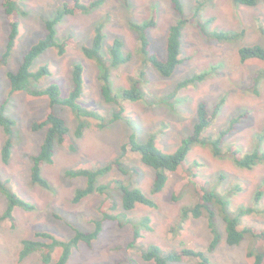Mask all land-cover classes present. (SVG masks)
<instances>
[{
    "label": "rangeland",
    "instance_id": "rangeland-1",
    "mask_svg": "<svg viewBox=\"0 0 264 264\" xmlns=\"http://www.w3.org/2000/svg\"><path fill=\"white\" fill-rule=\"evenodd\" d=\"M71 1L22 0L20 33L7 64H0V105L6 104L7 113L17 121L18 129L11 160L5 163L1 154L5 134L0 127V174L10 180L21 197L37 206L33 211L17 207L15 227L0 221V264H39V252L25 259L20 258L24 239L35 238L37 231H48L65 240L74 236L76 228L91 231L94 229V219L102 216L100 207L104 200L108 207L117 205L116 209L111 210L112 213H121L124 210L121 187L116 188V181H120V186L141 187L156 200L157 207L139 204L134 210L127 211L129 217L138 220L150 216L151 229L143 230L136 246L130 247L134 237L132 224L121 226L117 219L107 220L99 238L92 245L82 241L74 248L67 264H155L154 261H145L138 252L152 244L165 251L183 247L204 250L214 264H254L255 257L247 252H264L263 241L247 237L240 244H228L225 238L226 223L218 216L224 239L217 249L209 252L213 233L208 217H190L184 221L180 217L185 206L197 202L195 189L200 184L228 197L233 212L239 213L241 208L248 206L255 208L254 213L243 217L241 228L249 225L264 228V194L259 201L256 198L258 191L264 188V164L258 163L252 169L240 167L231 152L233 148L241 153L254 150L264 152V78L256 86L259 71L264 70V61L252 58L242 62L239 56L242 46L260 44L264 47V2L247 6L234 0H202V16L211 20L209 29L246 31V34L235 41L222 42L205 36L195 22H189L184 30L181 52L186 61L170 77L163 76L145 61L146 56L137 50V34L130 23H142L155 16L157 25L149 30L151 50L163 59L167 58L168 31L179 18L171 0H105L102 6L90 13L66 16L57 25V39L63 41L73 36L77 46L71 47L64 55L59 54L56 48L42 53L32 69L48 65L52 72L38 85L45 87L57 83L67 94L72 85L74 66L79 62L85 66L84 93L80 102L109 118L120 107L124 109L120 119L103 128L90 120V127L78 138L75 135L77 115L72 109L61 105L51 107L47 97H35L26 91L12 92L8 77V72L17 71L26 53L45 36V21L53 18L63 4ZM182 1L185 16L192 17L200 0ZM101 22H105L106 29L102 50L104 56L111 59V47L116 38L122 39L124 51L132 54L129 62L113 71L114 91L119 93L124 88L138 87L143 91L139 101L107 103L101 95L100 67L84 57L81 49L84 45L92 44ZM9 32L3 0H0V57L6 50ZM201 73L207 74L204 80L178 88L183 80ZM203 101L212 113L220 105L206 135L219 133L230 126L233 118L242 116L237 128L223 143L224 154L216 155L211 143L194 145L185 163L171 173L165 188L154 193L155 170L144 164L130 147H124L132 135H136L140 142L153 135L162 152L174 153L193 132L197 111ZM51 109L66 118L76 150L64 145L57 146L54 163L44 167L50 188H43L32 183L31 166L32 156L39 151L47 130H33V123ZM121 158L131 171L125 172L115 166L102 179L103 182L115 180L111 185L113 189H110L111 196H114L112 199L93 194L81 202L74 201L76 190L85 186L86 180L67 176V169H97ZM197 169L198 177L194 178L192 175ZM7 203L6 196L0 192V216L6 210ZM61 251V248L56 249L51 264H56ZM172 264H197V261L190 258Z\"/></svg>",
    "mask_w": 264,
    "mask_h": 264
},
{
    "label": "trees",
    "instance_id": "trees-1",
    "mask_svg": "<svg viewBox=\"0 0 264 264\" xmlns=\"http://www.w3.org/2000/svg\"><path fill=\"white\" fill-rule=\"evenodd\" d=\"M22 0H3V7L8 19L10 32L8 35V43L4 54L0 57V64H7L12 50L15 46L17 37L20 33L21 14L23 11L20 8ZM238 4L247 6H257L264 0H234ZM105 3V0H91L84 2L82 0H72L63 4L56 12L53 18L45 21L46 34L31 49L26 53L22 64L17 71H9L8 77L11 82L12 92L26 91L35 97H47L51 107L61 105L72 109L77 115V126L75 135L82 137L88 127L90 120L96 122L99 128H103L110 123H113L121 118L124 109L120 107L118 111L113 113V116L106 117L102 113L84 106L80 99L84 93V72L85 66L82 63H77L74 66L72 73V85L67 94H64L62 87L57 83H51L45 87H40L38 83L45 76L51 74V69L48 65H42L39 69L33 70L32 66L36 59L50 48H56L58 53L64 55L71 47L77 46V42L73 36H69L63 41L57 39V25L68 15H76L78 13H90L95 8H99ZM172 7L178 19L174 22L168 31L167 41V58L163 59L158 53L151 50V39L149 30L157 25V18L153 16L149 21L142 23L131 22V28L136 32L138 38L139 52L146 56L145 61L152 64L165 77L172 76L178 66L186 61L181 56L183 47L184 30L189 22H195L201 33L207 37L222 41L231 42L242 38L246 31L234 32L226 30H211L209 24L211 20H206L202 16L204 11V2L198 1L197 9L194 15L190 18L185 16L184 3L182 0H171ZM106 37L105 22H101L96 28V34L91 45L81 47L84 57L94 61L100 67V92L103 99L107 103H117L122 101L132 100L139 101L143 97V91L138 87L124 88L119 93L114 91L113 71L121 64L130 61L132 54L124 51V42L120 38H116L111 47V59L104 56L103 41ZM239 56L242 62H246L252 58H258L264 61V47L260 44L246 45L239 48ZM207 77L206 73L194 75L186 80H183L178 85V88H183L192 83L202 81ZM264 78V70L259 71L256 78V86ZM264 80V79H263ZM219 106L215 107L214 112H210L205 101L201 102L197 111L198 117L194 125L193 132L183 140L182 145L174 153H164L156 145V137L151 136L148 140L140 142L136 135H132L125 149L131 150L140 156L141 161L155 170V180L153 183V192H161L171 173L176 172L186 161V158L192 147L196 144H212L214 153L221 156L224 154L223 143L228 135H230L240 123L242 116L233 118L228 128L221 130L217 134L206 135L207 130L214 123ZM0 127L5 134V141L1 148L2 159L5 163H9L13 154L15 139L18 137L17 121L7 113L6 104L0 105ZM46 129V136L42 142L37 154L32 156L31 166V181L34 185L43 188H50V182L44 174V167L47 164H52L55 161L56 149L58 145H64L72 150H76V144L72 137L71 127L66 118L55 110L51 109L42 118L33 123V130ZM233 158L240 167L254 168L258 163L264 164V152L254 150L253 152L241 153L239 149L231 150ZM121 159H117L110 164L99 167L97 169H67L66 175L72 178L83 177L86 180V185L80 187L75 193V202H81L86 197L93 194L106 195L107 199H112L111 187L115 181L103 182L102 179L111 172L114 167H119L125 172H130L131 168L126 167ZM198 169L194 171L192 177H198ZM116 188L121 187V199L123 211L114 214L111 210L116 209V204L108 207L105 200L102 202L100 211L102 216L94 219V229L85 231L76 228L74 236L70 239H59L54 234L48 231H37L35 238H26L22 242L20 250V258L25 259L33 253L39 252L41 259L39 264H51L54 259V253L57 248H61V254L56 261V264H67L75 247L82 241L89 245L98 239L107 220H119L121 226L132 224L133 240L130 242V247H135L138 240L142 237V232L145 229H151V217L146 216L140 220L134 219L127 215V211L134 210L139 204L150 207H157L155 199L146 194L141 187L132 186L131 188L116 181ZM0 192H2L7 200V207L0 216V221L10 223L12 226H17L16 208L20 207L27 211H33L37 208L35 203L29 202L21 197L18 192L10 184L9 179H5L0 174ZM195 194L198 200L191 206H185L182 209L181 221L186 218H199L204 215L208 217L209 227L213 233V239L208 247V251L212 252L217 249L218 245L223 241L224 236L221 232L217 217L221 216L226 225V241L230 245H237L244 241L247 237L255 238L264 242V228L255 225L245 226L241 228L243 217L246 214L255 212L253 206L241 208L239 213L233 212L231 202L228 197L217 191L209 190L204 185H197ZM264 194V188L257 193L259 201ZM174 199H178L175 197ZM116 201V200H115ZM140 256L148 262L154 261L155 264H172V262H181L187 259H196L197 264H214L208 253L204 250H198L190 247H183L171 251H165L160 246L152 244L141 248ZM249 256H254V264H264V252L259 250H249Z\"/></svg>",
    "mask_w": 264,
    "mask_h": 264
}]
</instances>
